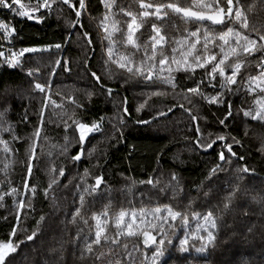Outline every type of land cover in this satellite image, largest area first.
<instances>
[{
  "label": "snow or ice",
  "instance_id": "obj_1",
  "mask_svg": "<svg viewBox=\"0 0 264 264\" xmlns=\"http://www.w3.org/2000/svg\"><path fill=\"white\" fill-rule=\"evenodd\" d=\"M261 2L264 3V0ZM99 3L104 13L94 39L84 23V18L91 16L90 0H29L28 3L24 0H0V9L14 14L13 19L42 24L54 13L62 12L63 6L70 9L75 17L69 21L72 31L65 36L63 43L18 49L15 48V41L17 38L22 41L23 38L14 22L7 18L0 19V40L8 45L6 50H0V67L23 73L28 84L27 89L23 85L13 88L12 82L0 76V146L3 152H12L10 144L21 142L22 138L17 133L20 124L31 125L32 118L36 120L30 135L24 140L27 147L21 185L12 186V182L7 181L8 191L0 192V202L5 196L13 198L16 220L11 225L7 240L0 239V264H16L21 245L27 242L35 244L44 235V225L49 215L61 210L55 195L61 187L72 197V210L64 213L65 219L60 223L76 229L70 244L73 256H76V249L79 250L77 259L80 264H264V230L260 234L261 242L257 244L255 227L248 223L252 204L259 205L261 215H264V177L260 174L262 170L251 166L253 157L246 140L235 132V129L244 127V136L247 137L244 118H250L264 128V31L250 30L246 13L251 6L245 7L244 0H192L190 7H182L175 2L146 3L139 0L138 13L120 8V12L130 18L125 32L114 19L117 14L113 11L115 0H99ZM169 14L180 15L185 24L194 26V30L185 29L183 38L173 42L175 46L171 47V55L165 54L168 40L161 34V27L157 23L151 24L152 34L148 40L143 45L138 43L136 33L144 27L149 17L160 21ZM116 33L122 36L124 46H130L133 50L121 54L118 59L113 58ZM72 36H79L93 56L98 41L104 73L98 74V70L92 68L91 56L86 57L83 67L93 79L99 95L112 103L115 111L111 117L103 114L98 118L84 115L88 109L71 96L67 97V101L74 106L73 111H65L59 123L46 115L48 109L64 107L65 98L61 96L58 104L50 93L58 69L69 72V62L56 58L47 80L41 82L42 74L26 67L28 55L51 53L52 49L59 52ZM3 48L4 43H0V49ZM137 53H142L139 60L136 59ZM109 63L121 70L118 79L111 85L104 78L105 74L108 80L116 76L107 69ZM252 65L258 75L245 74L244 70ZM118 89L123 92L136 91L137 95L133 98L143 96L144 100L131 109L127 96H122ZM257 90L260 95L254 100V108L244 107L241 93L246 91L252 95ZM37 93L41 99L36 100L37 107L33 109L31 105ZM93 94L88 93L89 100ZM169 95L177 102L169 105ZM154 97L164 98L161 100L164 107L155 108L149 104ZM22 99H27L29 103L23 106V115L14 124L9 120V115L16 101ZM201 101L217 109L211 113L216 125L212 132H206L208 118L198 114ZM177 109L189 119L187 131L191 135L186 134L185 140L192 150L209 155L212 151L216 152L206 168L204 179L194 189L195 195L186 189L182 178L174 170L169 172L168 182L158 188V194L165 198L171 193L173 200L177 197L187 200L183 210L170 203L158 204L152 208L121 209L109 217L113 189L102 170L99 174H93L85 168L82 174L73 177L78 181L73 184L72 180L64 183L70 169L64 165L59 168L52 165L46 169L49 176L46 186L30 183L35 180L34 172L40 170L42 159L51 155V152H45L44 144L50 139L47 129L53 123L57 128L63 125L64 143L59 146L60 154L76 166L93 154V141L97 136L123 142L130 125L150 127L156 121L168 119ZM133 111L137 114L135 118L132 117ZM142 113L149 118L145 119ZM65 115L67 119L63 118ZM105 124L109 125L110 131L106 132ZM4 134L11 136V140H5ZM257 152L262 157L260 163H264V141ZM163 154V149L158 151V163ZM8 167V164L4 165L5 176ZM158 171L160 169L153 170L154 173ZM89 177L92 183H89ZM136 183L132 180L126 185L128 194H133ZM139 183L157 189L161 182L158 178L154 182L153 176L149 175ZM39 195L45 201L51 200L52 211L40 214L37 219L34 215L35 201ZM137 195L143 197L145 193ZM105 198L109 199V204L105 205L104 211L92 212L89 217L87 212L91 206ZM197 200L206 211H189ZM3 206L0 203V207ZM126 217L129 219L126 220ZM190 218L196 221L195 230L191 228ZM28 219L35 222L31 231L24 224ZM110 219L115 228L114 236L108 231ZM89 220L93 223L90 224ZM140 225L145 227L141 229ZM21 235L22 239L13 240V237ZM121 236L142 238L140 243L143 248L134 245V251H129L125 245L122 251H117ZM58 243L60 247L50 251L59 254L58 264H66L64 243ZM105 245L109 246L107 251L103 250ZM136 252L140 255L137 256Z\"/></svg>",
  "mask_w": 264,
  "mask_h": 264
},
{
  "label": "trees",
  "instance_id": "obj_2",
  "mask_svg": "<svg viewBox=\"0 0 264 264\" xmlns=\"http://www.w3.org/2000/svg\"><path fill=\"white\" fill-rule=\"evenodd\" d=\"M28 3L29 0H24ZM144 2H175L179 6L186 7L182 0H144ZM261 2V0H258ZM120 8H124L125 11H132L138 13L139 0H115L113 11L116 12L114 19L118 21V26L126 32L127 22L130 20L129 17L125 16L120 12ZM89 12L90 17L84 18L86 27L92 32L95 39V33L97 32V25L102 19L104 9L100 5L99 0H90ZM12 13L6 10L0 9V19L12 20L17 28V31L22 37V41L17 38L15 41V48L18 49L24 46L34 45H47L54 43H63L65 36L72 31L71 24L69 21L74 20V13L71 12L66 6H63L62 12L59 14L54 13L51 18L47 19L45 23L36 24L26 19H13ZM157 23L161 27V34L166 36L168 43L165 44V54L171 55V47L175 46L173 43L175 40H180L186 34L185 29L194 30V26L190 23L185 24L184 20L180 15L169 14V16L163 18L160 21H156L154 17H149L147 23L142 27L136 35L139 37L138 43L141 45L148 40L151 33V24ZM250 30L264 31V18L258 19L255 22L249 24ZM262 28V29H261ZM114 39L117 41L114 48V59H118L121 54H127L132 52L131 47H125L123 44V38L120 33H116ZM2 43V40H0ZM107 44V41H105ZM150 48V45H149ZM142 53L136 54V59ZM91 56L90 64L94 70H98V74L104 73L101 61V49L96 41L95 55L89 52L80 39L79 36H72L71 41L62 48L59 52L55 49L51 50V53H36L28 55V63L26 67H31L38 70L42 74V80L46 81L48 78V72L54 64L56 58L67 59L69 62V72H64L63 68L58 69V74L54 77V83L51 88V98L55 99L57 103H60V97L65 98L63 109L55 108L48 109L46 115L52 116V119L56 122H60V117L66 111L71 113L73 111V105L67 101V97L71 96L74 100L84 104L88 109L84 115L88 117H99L101 114L111 117L114 114V108L111 102L104 99L102 95H99L98 88L95 86L91 76L84 71V62L86 57ZM107 69L116 76L112 80H108V76L105 74L104 78L109 85L114 84L115 80L118 79L121 70L117 68L115 64L109 63ZM245 74L258 75V71L255 66L252 65L247 68ZM0 76L11 83L13 88L23 85L27 89V79L24 74L18 70H9L6 67H0ZM2 88V86H0ZM122 96H127L129 106L134 109L138 103L143 102V96H137L136 99L133 97L137 95L136 91L123 92L122 89H118ZM94 93L89 100L88 93ZM260 95L257 90L256 93L249 95L246 91L241 93V98L244 101V107H253L254 100ZM40 94H35V100L32 102L31 107L34 109L37 107L36 100H40ZM164 98H152L149 100V104H152L155 108L164 107L161 100ZM155 101V103H153ZM177 102L171 95L167 97V103ZM27 99L17 100L15 103L14 110L9 115V120L12 123H18L20 117L23 115V106L28 105ZM187 106V105H186ZM151 108L148 109L151 112ZM217 111L215 106L207 105L201 101L199 106V115L206 116L208 118V128L206 132H212L215 130V121L211 115L212 112ZM55 112L56 115H52ZM31 114V110H30ZM195 114V113H194ZM136 113L132 112V117H136ZM141 115H144L143 113ZM67 119V116H63ZM145 119L149 117L144 115ZM247 123L248 135L244 136V127L235 129L241 139H245L248 147V151L251 153L253 159L251 166L262 170L261 176L264 177V163H260L262 157L257 152L262 141H264V128L260 126L258 122H253L250 118H244ZM202 122V121H201ZM36 123L35 118H32L31 125L20 124L17 129L18 135L22 138L19 143H12L10 147L13 149L10 153H4L2 146H0V192L8 191L9 184L7 181L12 182V186L21 185V176L25 171L23 161L25 159V148L27 144L24 140L30 135L32 126ZM56 123L50 125L47 129L50 139L44 144L45 152H51V155H46L41 163L40 170L34 172L35 182L38 185L46 186L49 180V176L46 174V169L55 165L59 168L64 165L67 169H70L67 179L64 183H68L70 180L73 184L77 183V180H73V177L83 173L85 168H88L93 174H99L101 170L108 183L113 189L111 197V203L108 208L109 217L117 214L121 209L130 210L132 207L139 209L152 208L158 204H172L173 207H178V210H183L187 205L188 201L177 197L171 199V193L169 197L165 198L158 194V188L163 186L170 179L169 172L174 170L178 176L182 178V183L186 189L191 190L192 194L195 195V187L200 184L206 174V168L208 164L215 158L216 152L212 151L211 154H204L200 151H193L191 146L186 142L185 135H191L187 131V125L189 119L185 113L181 110H175L174 114H170L168 119H161L153 123L150 127L145 125H137L135 127L129 126V130L125 131V140L117 143V141H109L105 137L97 136L96 140L93 141L95 145V151L90 157H86L79 165L73 166L71 162L60 154V145L64 143L63 139V125L59 128L56 127ZM105 130L110 131L109 125L105 124ZM70 135V134H69ZM5 140H11V136L4 134ZM163 149V156L160 162H157V153ZM73 152L75 149L72 150ZM239 151H244L239 149ZM248 154L247 152L245 153ZM8 164L7 176H5L4 165ZM102 167H98L97 165ZM154 169H160L158 172H153ZM123 174V175H121ZM149 175L153 176L154 182L158 178L160 185L157 189H153L148 185H141L140 180H146ZM127 178V179H125ZM132 180L137 183L133 189V194H128L126 185ZM91 177H89V183H92ZM138 193H145L143 197L137 195ZM58 203L61 205V210L56 212L54 215H49L47 222L44 225V235L33 244L27 242L21 245L20 252L16 256V264H58V253H53L50 249L59 248L58 242L64 243V257L66 264H80L77 257L79 256V250L76 249V256H73V248L70 244L71 237L75 234V227L72 225H65L60 223V220L65 219L64 213L72 210V197L69 192L64 190L62 187L55 193ZM67 196V199L64 197ZM131 202V203H129ZM3 207H0V239L7 240L8 233L11 230V225L16 223L15 220V207L13 205V198L5 196ZM35 217L38 219L40 214L51 213V200L45 201L42 195L37 197ZM109 204V199L105 198L99 202L93 204L87 215L90 217L92 212L102 213L105 205ZM252 214L248 221L250 225H254L256 231L255 243L259 244L261 231L264 230V215H261L262 209L257 204L251 205ZM189 211L204 212L205 208L201 206L199 200L195 201L189 209ZM31 215V214H30ZM23 216V214H22ZM7 217V219H5ZM70 218V217H69ZM129 217L126 218V220ZM147 219V218H146ZM92 224L93 221L89 220ZM25 226L29 231L35 227L33 219L24 221ZM196 221L191 220L190 225L192 230H195ZM145 225H140L143 229ZM109 233L114 236L115 228L112 226V221L109 222ZM182 234V233H181ZM23 235L19 237H13V240L22 239ZM142 238L138 237H124L121 236L118 243L120 248L117 251H122L124 246L127 245L129 251H134L133 246L139 245L143 248L140 243ZM108 245H105L104 251H107ZM139 256L140 253L136 252ZM138 264V262H137Z\"/></svg>",
  "mask_w": 264,
  "mask_h": 264
},
{
  "label": "rangeland",
  "instance_id": "obj_3",
  "mask_svg": "<svg viewBox=\"0 0 264 264\" xmlns=\"http://www.w3.org/2000/svg\"><path fill=\"white\" fill-rule=\"evenodd\" d=\"M184 6H192V0H182ZM245 7L251 6V10L246 13L249 24L255 22L258 19L264 18V3L258 2V0H244ZM262 29V28H261ZM127 218V217H126Z\"/></svg>",
  "mask_w": 264,
  "mask_h": 264
},
{
  "label": "built area",
  "instance_id": "obj_4",
  "mask_svg": "<svg viewBox=\"0 0 264 264\" xmlns=\"http://www.w3.org/2000/svg\"><path fill=\"white\" fill-rule=\"evenodd\" d=\"M2 43H4V48L3 49H0V50H6L7 47H8V45L5 42H3V41H2Z\"/></svg>",
  "mask_w": 264,
  "mask_h": 264
}]
</instances>
